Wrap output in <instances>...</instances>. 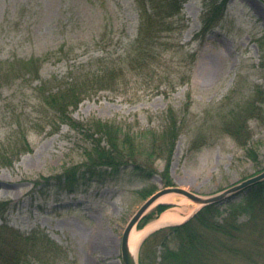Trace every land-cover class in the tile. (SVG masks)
<instances>
[{"label":"rangeland","instance_id":"374dc122","mask_svg":"<svg viewBox=\"0 0 264 264\" xmlns=\"http://www.w3.org/2000/svg\"><path fill=\"white\" fill-rule=\"evenodd\" d=\"M215 1L185 0L141 73L138 61L135 69L125 62L141 25L138 0H0V201L6 204L0 224L48 236L10 240V261L0 256V264H123L122 236L147 199L142 193L180 186L208 197L264 170V0H228L224 7ZM32 58L41 60L38 73L21 68V60ZM114 64L125 68L117 81L101 89L90 83ZM84 80L87 93L70 107V122L62 121L41 88L54 92L77 82L79 91ZM241 111L239 130L233 115ZM172 118L179 132L169 153L159 138ZM97 119L132 136L139 161L153 152L142 165L153 175L130 161L119 173L79 175L73 188L65 187L57 176L86 163L99 137L88 122ZM4 155L11 164L2 162ZM244 195L240 190L223 201V215L229 200ZM163 196L136 228L159 217L162 204L179 215L197 210L185 195ZM251 229L240 232V250L227 253L231 264H264V231L257 255L248 244L258 236ZM107 233L116 250L92 242Z\"/></svg>","mask_w":264,"mask_h":264},{"label":"trees","instance_id":"16d2710c","mask_svg":"<svg viewBox=\"0 0 264 264\" xmlns=\"http://www.w3.org/2000/svg\"><path fill=\"white\" fill-rule=\"evenodd\" d=\"M217 1L223 7L228 2V0H216L215 2ZM184 2L185 0H138L141 25L136 40L128 50L125 61L127 64L132 66L138 61L140 68H142V70L138 69L139 72L145 71L156 53L158 34L163 30H170L171 26L170 23H167V19L181 13ZM214 16L215 14L211 15L212 18ZM21 63L23 70H32L35 73H38L41 66V60L36 58L21 60ZM135 68L136 66L133 65L132 69ZM106 71L100 73V76L97 74V81L93 80L94 76H90V83L97 82L100 89L104 88L105 81H117L125 73V68L121 64H114L107 73ZM88 76L85 77L88 78ZM76 86L77 82L69 85L60 84L56 86L57 90L54 92L41 88L44 92L45 101L60 116L62 121L70 122L72 119L70 107H76L80 101V95L87 93L88 90L85 89L90 87L87 80H84V85L79 91ZM234 115V119L239 122V129L244 123L245 114L243 116L241 111ZM172 120L171 123L167 124L159 138L169 153L172 152L176 144L179 132L175 118ZM88 124L90 125L89 128L86 126L87 123L82 125L87 127L89 131L93 130L91 132L97 133L99 137L94 138L92 147L86 150L85 164L73 165L67 168L64 174L57 176L65 187L73 188L79 179V175L90 179H99L104 176L108 169L111 174L119 173L121 167L130 161L136 166L137 172L148 177L153 175V172H147L145 167L142 168L143 163L149 164L148 160L151 159L153 152L148 153L146 158L139 161L137 157L142 154L138 147L139 143L132 136L122 131L121 127L101 119L93 120ZM2 162L11 164V159L4 155ZM45 179L52 182V176H47ZM167 183L171 185L172 181L169 180ZM242 191L245 192V195L239 202L228 201L227 208L230 209L227 217L223 215L226 210L222 209V204H209L203 206L191 218L181 224L162 227L152 232L141 245L139 264H231L227 253L235 254L236 251L240 250L238 242L241 238L239 235L247 225L252 226V232L256 233V236L258 235L256 240L248 243L254 248L250 251L257 253V255L260 254L258 250L262 246L261 237L264 231V226L260 223L264 215V179L249 185ZM151 192L148 190L142 193V196L148 197ZM165 208L166 205H159L156 207L155 213L158 214ZM3 211H6V204L0 201V216H3ZM238 212L246 213V220H241ZM149 216L150 214H147L138 226H141L142 222L146 221ZM258 223L262 226L258 227ZM47 237L46 234L39 235L37 232L31 236L24 235L6 223H2L0 224V256L6 262L10 261L7 253V245L10 240L30 242L48 239ZM244 254L248 258L252 257V254L246 251Z\"/></svg>","mask_w":264,"mask_h":264},{"label":"water","instance_id":"95a60500","mask_svg":"<svg viewBox=\"0 0 264 264\" xmlns=\"http://www.w3.org/2000/svg\"><path fill=\"white\" fill-rule=\"evenodd\" d=\"M264 179V170L252 177H249L241 182L227 188L224 191H221L217 194H213L211 196L205 197L199 195L195 192L187 190L180 186H168L164 187L161 190L153 193L150 197H148L145 202L138 208V210L134 213V215L130 218L122 237V258L123 264H139L138 257L132 256L129 248V236L132 228L138 224V222L147 214L150 207L153 203L162 195L170 192H176L182 195L187 196L188 198L192 199L193 201L200 203L202 206L213 204V203H221L234 193L248 187L251 184H254L260 180Z\"/></svg>","mask_w":264,"mask_h":264},{"label":"bare ground","instance_id":"6f19581e","mask_svg":"<svg viewBox=\"0 0 264 264\" xmlns=\"http://www.w3.org/2000/svg\"><path fill=\"white\" fill-rule=\"evenodd\" d=\"M164 198H165L164 196L159 197L153 203V205L151 207L158 204L160 201L164 200ZM199 206H200V203L195 202V209L194 210L198 209ZM190 214H188V216H190ZM158 215H160V216L157 217L156 219H154L153 221L149 222L145 227L136 228L134 226L132 228V230L130 232V236H129V241H128L130 252H131L132 256L137 257V252H138V249H139L141 242L143 241L144 237L147 234H149L150 232H152V231H154V230H156L162 226H165V225L170 226V225L181 224V223L188 220L187 215H179L176 212H174V211L172 212V211L167 210V209L163 210L162 213L161 212L158 213ZM95 241L97 243L103 244L108 250L109 249L113 250V248H115V250H116V248L118 246V242L115 241V237L112 235H109L108 233L107 234H101V236L93 238L92 242H95Z\"/></svg>","mask_w":264,"mask_h":264}]
</instances>
